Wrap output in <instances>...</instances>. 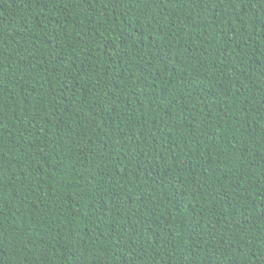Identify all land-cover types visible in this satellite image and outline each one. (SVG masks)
Segmentation results:
<instances>
[{
	"label": "trees",
	"instance_id": "trees-1",
	"mask_svg": "<svg viewBox=\"0 0 264 264\" xmlns=\"http://www.w3.org/2000/svg\"><path fill=\"white\" fill-rule=\"evenodd\" d=\"M0 264H264V0H0Z\"/></svg>",
	"mask_w": 264,
	"mask_h": 264
}]
</instances>
